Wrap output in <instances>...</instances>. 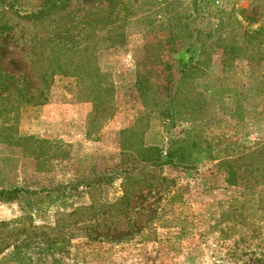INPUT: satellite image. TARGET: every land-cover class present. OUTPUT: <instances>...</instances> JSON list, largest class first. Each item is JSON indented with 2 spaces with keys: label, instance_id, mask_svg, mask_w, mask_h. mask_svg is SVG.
<instances>
[{
  "label": "rangeland",
  "instance_id": "374dc122",
  "mask_svg": "<svg viewBox=\"0 0 264 264\" xmlns=\"http://www.w3.org/2000/svg\"><path fill=\"white\" fill-rule=\"evenodd\" d=\"M159 1L119 0L112 11L107 0H0V145L33 155L54 148L17 142L20 109L33 105L23 100L43 89L45 76L53 85L67 73L87 74L107 94L118 78L134 76L144 108L139 133L146 142L154 125L152 143L168 144L185 170L176 174L179 194L165 201L147 199L145 188L177 185L164 177L166 165L136 170L116 203L101 189L49 198L35 190L32 167L0 150V192H18L0 201V264H264V56L235 58L218 42L240 33L238 23L263 28L264 0ZM173 15L190 39L167 71L146 42L149 26ZM202 205L207 214L195 215Z\"/></svg>",
  "mask_w": 264,
  "mask_h": 264
},
{
  "label": "crops",
  "instance_id": "0c3cea01",
  "mask_svg": "<svg viewBox=\"0 0 264 264\" xmlns=\"http://www.w3.org/2000/svg\"><path fill=\"white\" fill-rule=\"evenodd\" d=\"M132 77L134 76L129 77V81H125V83H129V86L124 85V81L118 78L113 107L105 115V119L102 118L103 113L98 112L97 103L92 100L80 99L77 78L57 77L45 104L24 106L20 109L17 126L19 139L48 142L54 148L41 155H33L21 145L10 147L1 144L0 150L5 155L6 153L12 154L11 157L15 154V158L20 164L32 167L36 176L35 190L39 193L50 194L49 198L55 194H51L52 191H58V198L70 200L88 197L91 193L97 192V189H101L104 191L101 198L116 203L124 196L123 186L126 180L123 177L112 178L111 186H83L77 191L71 189V186H79L81 182L84 185L91 180L81 179V171L89 170L95 179L101 176H112L111 172L120 165L122 134L136 126L144 109ZM153 126L146 135L147 145H160L167 150L168 144L152 143L154 139ZM261 133L264 134V130ZM257 139H259L257 134L245 138L246 143H253ZM3 154L0 155L1 158L4 156ZM180 171L185 172L178 164L166 165L164 177L176 179L177 185L171 191L162 189L157 191L147 187L145 188L148 190L145 193H149L147 199L165 201L169 196L175 197V194H179L177 191L180 189L181 180L176 174H179ZM207 187L212 188L208 184ZM66 188H70V190ZM221 188L227 192L230 189L225 183ZM139 195L142 196V194ZM188 198H191L190 195L185 197V199ZM202 212L207 214L203 205L198 213L194 214L199 216ZM193 220H191L193 221L191 227L196 230L199 222L196 218Z\"/></svg>",
  "mask_w": 264,
  "mask_h": 264
},
{
  "label": "trees",
  "instance_id": "16d2710c",
  "mask_svg": "<svg viewBox=\"0 0 264 264\" xmlns=\"http://www.w3.org/2000/svg\"><path fill=\"white\" fill-rule=\"evenodd\" d=\"M110 4L111 10L113 11L115 9L116 3L119 2V0H107ZM122 2H149L150 0H121ZM175 0H160L159 2H174ZM157 2V0H156ZM127 16H131L132 12L130 10H126ZM173 14V11H169V14ZM111 12L110 19L114 17H118V15L113 16ZM149 13V12H146ZM173 16L169 17V20H158L157 23L153 22L149 28L148 32L151 35V41H147L146 50L150 49V46H154L155 48H158L160 53L162 54V58H164L163 66H165L167 71H170L173 66V61L170 59V56L177 51V49L182 48L185 41L189 40L190 33L188 30L187 24H175V21H178V23H181L180 19L175 20L176 18ZM244 17V15H243ZM146 19V18H144ZM170 19H172L170 21ZM174 21V24H173ZM167 22V24H166ZM253 22H257V20L252 19L250 21V24H253ZM117 22L114 21L111 25L115 27V24ZM264 23V22H263ZM236 29V28H235ZM240 29V33H234L230 32L227 34V36H221L218 40L219 46H223L225 50H228L230 55L233 57H241L246 56L250 59H253L254 57L258 56L262 58L264 56V27L261 28L258 32H251V29L249 27L243 28L239 23L237 24V29ZM200 33V32H199ZM198 33V35H199ZM156 34H159V38L154 41V36ZM149 35V37H150ZM153 39V40H152ZM198 40V38H197ZM205 47V44L203 43L201 45V48L203 49ZM158 63V64H161ZM66 65H70L73 67L74 65L71 63H67ZM56 67L61 69L64 67L61 62L56 63ZM48 71L46 67V72ZM104 74V73H103ZM46 75V73H45ZM83 75V72H82ZM87 74H85L84 77L81 75L75 74V73H67L65 77H75L78 79L79 82V92L78 95L80 99L82 100H92L95 103H97L98 106V112L103 113L106 111V109L111 110L113 107V100H114V94L113 92L110 94H107V91L103 84L98 82H93V84H89V80L86 78ZM10 79H14V76L10 77ZM43 89L39 91L36 96H30L28 98H25L23 101L27 104H33V105H42L45 104L48 101L50 89L52 87L51 83H48L46 76L43 78ZM49 90V93H46V91ZM142 118L137 121L136 126L122 134V152H121V163L119 166L116 167V169L111 172L112 176H101L94 179V177L91 176L90 171H82L80 174L81 179H91L86 184H79L75 186H71V189L77 191L80 187L83 186H92L94 187H102V186H111L112 178L114 177H123L125 178L124 185L130 183L132 180L133 173L136 170L139 169H148L149 167H159L162 168L165 165H172V164H178L179 166H182V159L181 155L174 152H169L170 150L165 151L164 148H160L158 146H148L147 143L144 140V137L142 136L143 133H139V130L143 129V126L141 125ZM148 126H146V129ZM17 130V129H16ZM30 139H17V142H25ZM33 141V140H32ZM37 143L45 144L46 146L53 147L52 144L48 142H39L34 141ZM56 148V147H55ZM57 150V148H56ZM178 151L183 150L177 149ZM49 152V151H48ZM47 153V152H46ZM40 154V153H39ZM45 154V153H43ZM41 155V154H40ZM142 181V180H140ZM70 187V186H69ZM78 187V188H77ZM69 189L70 188H66ZM66 189H64L66 191ZM65 191L63 192L65 194ZM17 191H11V192H0V201H13L17 198Z\"/></svg>",
  "mask_w": 264,
  "mask_h": 264
}]
</instances>
